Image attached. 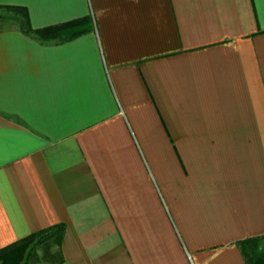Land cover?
Instances as JSON below:
<instances>
[{
    "label": "crops",
    "instance_id": "1",
    "mask_svg": "<svg viewBox=\"0 0 264 264\" xmlns=\"http://www.w3.org/2000/svg\"><path fill=\"white\" fill-rule=\"evenodd\" d=\"M0 8L81 21L58 44L0 29V250L61 225L46 264H246L237 242L264 235V0Z\"/></svg>",
    "mask_w": 264,
    "mask_h": 264
},
{
    "label": "trees",
    "instance_id": "2",
    "mask_svg": "<svg viewBox=\"0 0 264 264\" xmlns=\"http://www.w3.org/2000/svg\"><path fill=\"white\" fill-rule=\"evenodd\" d=\"M20 9L16 8L21 13L20 24L17 30L43 43H63L72 40L81 33L78 27L81 23L80 20L55 26L32 28L26 12ZM62 230L63 227L57 225L31 234L27 238L1 249L0 264H28L26 259L32 256V245L37 243V241L41 243L42 240H44L43 243H47V246L48 244L58 243L62 235ZM237 245L246 264H264V235L243 239L238 241Z\"/></svg>",
    "mask_w": 264,
    "mask_h": 264
},
{
    "label": "rangeland",
    "instance_id": "3",
    "mask_svg": "<svg viewBox=\"0 0 264 264\" xmlns=\"http://www.w3.org/2000/svg\"><path fill=\"white\" fill-rule=\"evenodd\" d=\"M0 16H1V20H0V29H17L19 27V21L21 19V13L20 11L16 10V9H2L0 8ZM16 20V21H15ZM40 241H37V243L32 245V251L36 254H38V256L40 255V261L36 262L35 264H46L49 261L43 257L42 253H43V242L44 240H42L41 243H39ZM32 260V258H31ZM30 260V261H31ZM33 264V263H32Z\"/></svg>",
    "mask_w": 264,
    "mask_h": 264
}]
</instances>
